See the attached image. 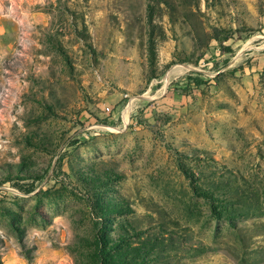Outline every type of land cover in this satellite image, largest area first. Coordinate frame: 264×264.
I'll list each match as a JSON object with an SVG mask.
<instances>
[{
  "label": "rangeland",
  "instance_id": "374dc122",
  "mask_svg": "<svg viewBox=\"0 0 264 264\" xmlns=\"http://www.w3.org/2000/svg\"><path fill=\"white\" fill-rule=\"evenodd\" d=\"M0 264H264V0H0Z\"/></svg>",
  "mask_w": 264,
  "mask_h": 264
}]
</instances>
